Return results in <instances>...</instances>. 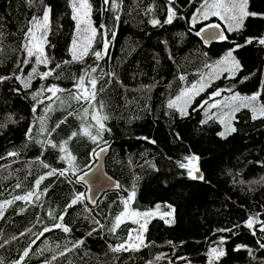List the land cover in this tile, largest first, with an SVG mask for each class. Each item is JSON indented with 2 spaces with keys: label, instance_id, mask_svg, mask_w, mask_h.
<instances>
[{
  "label": "trees",
  "instance_id": "trees-1",
  "mask_svg": "<svg viewBox=\"0 0 264 264\" xmlns=\"http://www.w3.org/2000/svg\"><path fill=\"white\" fill-rule=\"evenodd\" d=\"M201 2L175 0L177 18L165 24L168 0H117L119 8L115 10L104 0H89L98 34L82 62L65 64L71 61L69 50L75 34L70 0H0V76L12 77L0 83V204L33 190L36 179L50 171L41 161L55 169L68 167L60 159L58 148L37 141L51 139L59 144L71 132L80 131L78 115L87 105L72 100L69 93L76 91L79 77L91 67L97 69L92 73L98 78L96 107L108 117L104 123L110 129L103 134L108 148L105 169L119 185L94 207L84 200L69 208L63 223L72 229L70 233L52 227L59 220L51 219L49 212L59 217L75 193H85L83 184L75 181L93 165L92 150H99L86 136H77L68 144L79 167L75 176L69 172L63 177H47L39 189L43 192L47 188V192L39 201L5 204L0 216V264H15L29 246L31 252L23 264H208V250L217 246L223 247L226 255L216 264H264V232L259 224L254 229L245 226L251 216L264 221V118L254 120L248 110H241L233 122L236 131L221 137L220 124L204 119L206 105L200 107L204 101L209 104L224 95L249 96L257 91L262 93L260 103H264V46L254 41L235 51L242 69L234 78L223 75L213 81L192 101L186 116L167 107L169 100L198 79L199 72L206 73V65H214L248 37L264 36V19L249 17L240 32L229 33L219 23L228 40L204 46L196 32L215 20L200 21L192 27L191 17ZM45 5L52 9L49 43L45 46L50 63L47 67L39 65L38 70L55 72L45 80L36 76L25 89L15 75L27 78L37 67L32 59L23 63L27 58L22 47L25 32L33 16L43 15ZM249 11L264 13V0H249ZM152 19L161 24L153 26ZM105 39L109 42L107 53L97 60L92 52L103 53ZM57 64L61 67L56 68ZM52 85L64 90L58 94L59 100L45 99L51 95L48 92L33 100V93L41 86ZM218 89L231 91L209 99ZM40 100L43 103H38ZM49 104L52 110L46 113ZM69 112L74 114L69 116ZM39 117H46L49 130L67 119L48 136L37 135ZM30 127L32 139L26 136ZM9 152L17 155L9 156ZM190 155L200 158L203 181L190 179L187 170L179 167ZM133 188L132 209L144 212L159 204L161 211H170L166 205H171L175 222L169 225L159 217L152 219L144 234L147 247L114 253L109 245L126 241L129 230L136 228L125 221L115 234L108 231L123 209L121 201ZM93 219L104 227L94 224ZM45 227L52 230L40 236ZM93 228L97 231L89 236ZM221 238L225 241L222 245ZM79 240L84 243L66 251ZM238 246L244 247L237 251Z\"/></svg>",
  "mask_w": 264,
  "mask_h": 264
},
{
  "label": "snow or ice",
  "instance_id": "snow-or-ice-1",
  "mask_svg": "<svg viewBox=\"0 0 264 264\" xmlns=\"http://www.w3.org/2000/svg\"><path fill=\"white\" fill-rule=\"evenodd\" d=\"M43 0H41V3ZM111 3V8L113 10L119 8V4L117 0H104V4L108 5ZM168 10H167V18L164 20L163 23L165 24H172L173 21L177 18V11L174 7L175 0H168ZM70 7L72 9V19L75 21V34L72 39V44L70 47V55L71 61H64L65 64L75 62H82L84 58L89 54V51L92 49L93 42L98 34L96 27L93 26V22L91 19L92 13V5L89 3V0H70ZM152 9L149 8L148 11ZM51 7L45 5L44 11L42 16H33L32 19L29 21V27L25 32V43L23 44V50L26 52L27 58L23 61L24 64H28L31 58H35V64L37 67H33L31 73L28 75L27 78H23L20 75H15V79L20 81L23 88L28 89L31 87V81L36 76H39L41 80H45L48 77L52 76L55 72V69H49L48 71L40 72L38 70L39 65H47L50 63V58L46 54L45 46L48 45V35L51 30ZM211 17H217L220 21L224 23L226 26L227 32H240L243 30L245 21L249 17H259L264 19V13H257L253 11H249V0H202L200 3L199 8L196 9V13L193 14L191 17V25L195 27V25L200 21H207ZM116 19H119L117 16ZM151 24L153 26H157L161 24V21L158 19H152ZM105 26L102 24L100 28H104ZM205 42L211 41H226L228 40V36L225 35L224 30L221 28L219 23H209L206 24L203 28L196 32L197 36H202ZM114 35V34H113ZM257 42L259 45L264 46V36L261 37H248L245 39L243 44H235V47L229 49L224 57L218 60L214 66H207L211 67L212 71L208 73V79L205 81L204 76L202 75L201 81H198L197 84H193L191 88L183 89L178 96L174 99L169 100L167 107L169 109H174L176 112L180 114L181 117L186 116L188 114V108L191 107L192 101L195 99L200 92L204 91L205 88L211 85L213 79H219L224 73L228 74V78H234L236 73H238L242 69L241 62L234 56V52L240 48H244L248 45L253 44V42ZM165 43H167L165 41ZM109 42L107 39L104 40V52L101 51H93L92 54L96 57L97 60L102 58L103 54L107 53ZM169 58L171 59V54H169ZM19 67V65H18ZM61 65L57 64L56 68H60ZM23 71V69H21ZM97 71L96 67H91L86 69L84 75H81L78 79L77 84L75 85L76 91L69 93L70 98L77 103L86 104L87 107H84L82 110V114L78 115V118L81 120L80 131H73L71 132L70 136L61 141L59 144L53 142L51 139H47L45 141H37V143L47 144L52 148H58L59 152L62 153L60 156L61 160L67 162L68 167L64 169H55L51 168L50 165L47 163H43L41 161L42 166L44 168H50L45 175L40 176L36 179L34 188L31 191L26 192L23 195H16L13 197L12 200L5 201L4 204H0V216L3 215L4 206L11 205L14 201H24L26 203H32L35 199L36 201L40 200L41 195L47 192V188L40 192V185L41 183L47 178L51 176H67L69 172L73 176L79 171V167L76 163V157L71 153L68 149V144L77 136H86L93 144H96L98 147L97 149L92 150V155L95 157H99L101 154L107 151V142L103 139V134L106 131H110L104 123L108 119L106 115H102L99 110H97V83L98 78L92 76V73ZM104 75L108 76H115V73H106ZM58 78V77H57ZM12 79L11 76H0V83L4 82L5 80ZM181 80H184L185 77L181 76ZM245 80L248 77L244 78ZM87 80V83H86ZM243 82V81H241ZM262 87H264V82H262ZM102 90V89H100ZM16 91H19L17 89ZM64 90L59 88L58 86L52 85L47 88L41 86V88L33 93V100H37L38 97L43 96L45 92L51 93L50 96H46L45 99L51 101L54 97L56 99H60L59 93L63 92ZM222 91H231V89H218L211 94L209 99L214 97L220 96ZM261 92L257 91L256 93L252 94L251 96H240L239 93H236L228 98L225 101V107L229 108L228 112L222 113L220 119V123L225 125V130L218 133L221 137H226V134H231L236 131V128L232 126L231 120L234 119V113L239 111L241 107L248 108L252 112V118H264V103H260ZM238 102V103H237ZM38 103H43L42 100L38 101ZM65 101L61 100V104H64ZM208 104V101H204L200 107H204ZM100 109L103 108V105L100 104ZM210 107L215 108L217 107V103H213ZM51 105L49 104L45 108V112L51 111ZM91 110V111H90ZM33 112L36 111V107L34 106L32 109ZM74 113L69 112L68 115L72 116ZM89 117L90 121L89 122ZM211 118V117H209ZM61 120L57 125L56 128L60 127V124H63L66 121ZM39 130L37 135H44L47 134L51 136L52 132L56 130L53 128L49 130L45 126L46 117H39ZM206 123V121H203ZM32 132L33 129L30 127L26 136L29 139H32ZM147 139V138H144ZM101 142H103L104 146H101ZM155 143V141H151ZM9 156H15L17 153L9 152ZM199 157L196 155H190L184 157V161L180 162L179 167L182 169L187 170V175L192 180H201L203 181L204 175L200 172V168L198 166ZM85 175L77 176L76 183L79 182H86ZM69 183H73L71 177H68ZM17 188L20 187L19 184L16 185ZM119 187V185H117ZM135 188L129 193L127 199H123L121 203L123 204L122 211L117 214L112 221L111 227L108 229L111 233L115 234L117 229L120 228L121 224L125 223L127 220H131L132 223H135L139 226L137 229H130L128 233V238L126 241L120 243L117 246L109 245V248L114 253H119L122 251H137L142 246L147 247L145 244L144 234L148 230V224L151 222L152 219L159 217L164 221L165 224H173L174 220V213L175 209L171 205H166L170 211H161V206L157 204L155 209L148 210L144 212H140L138 210L132 209L130 207L131 203L135 199ZM87 199L92 203H95V200L92 199L90 196H86L85 193H75L70 202L64 209V213L61 214L59 217H56L53 212H49V216L53 220H59L58 223H55L52 227L56 229H61L64 233H70L72 229L63 223L65 215H67V211L69 208H72L74 205L79 203H83V201ZM93 223L99 225L102 229L104 225L100 224L99 220L93 219ZM259 224L260 231L264 232V221H261L256 216H251L245 222V226L248 229H254V226ZM52 229L49 227H45L43 232L39 235L42 236L44 233L51 231ZM30 231V230H29ZM97 228H93L92 232H89L88 235L91 236L93 232H96ZM217 231L221 232H231L232 229H218ZM135 233V235H133ZM255 234V231H253ZM23 235V233L21 234ZM39 238V237H37ZM224 239L221 238L220 244L224 243ZM35 243V241H33ZM84 243L83 240L76 241L72 248L66 249V251H72L73 248H77ZM171 243V242H169ZM2 246V245H0ZM244 246H238L237 251ZM264 247V244L261 245ZM31 246L25 249L18 261L15 264H23V261L26 257L30 255ZM249 254L251 255V250H249ZM59 255H65V252H60ZM226 253L223 247L217 246L212 247L208 250L207 257H208V264H216L217 261L220 260L221 257L225 256ZM162 257H157V260H160ZM53 260L56 259V256L52 257ZM45 264H51L50 261H45ZM152 264V262H149Z\"/></svg>",
  "mask_w": 264,
  "mask_h": 264
},
{
  "label": "water",
  "instance_id": "water-1",
  "mask_svg": "<svg viewBox=\"0 0 264 264\" xmlns=\"http://www.w3.org/2000/svg\"><path fill=\"white\" fill-rule=\"evenodd\" d=\"M198 37L204 46H211L212 44L218 42V41L205 42V40L203 39V34L202 36H198ZM107 155H108V148L107 151L101 154L99 157H95V161L93 165L91 166L90 170L86 172L87 174L85 176L86 182H81L85 188V195L90 196L92 197L93 200H95V203H92L91 201L85 199L87 205L90 207H94L105 193L118 190L117 181L113 179L106 172L105 169V161Z\"/></svg>",
  "mask_w": 264,
  "mask_h": 264
},
{
  "label": "rangeland",
  "instance_id": "rangeland-1",
  "mask_svg": "<svg viewBox=\"0 0 264 264\" xmlns=\"http://www.w3.org/2000/svg\"><path fill=\"white\" fill-rule=\"evenodd\" d=\"M215 20L214 22L215 23H220L221 25H223L225 28H226V26L224 25V23L222 22V21H220L217 17H211L209 20ZM208 21V20H207ZM227 30V29H226ZM33 61H35V58L33 57V58H31ZM34 64H35V62H34ZM215 65V64H214ZM214 65H211V66H214ZM34 66H37L36 64L34 65ZM212 71V68L211 67H208L207 69H206V73L204 72L203 73V71H201V72H199L198 74H197V76H199L198 77V79L197 80H195V82L193 83V84H197V82L198 81H201V77H202V75L204 76V79H205V81L208 79V73H210ZM223 75H227L228 76V74L227 73H224ZM222 75V76H223ZM221 76V77H222ZM216 79H213L212 80V82L213 81H215ZM211 82V83H212ZM193 84H191L190 86H188V87H184L183 89H188V88H191V86L193 85ZM206 89V88H205ZM182 91V90H181ZM203 92V91H202ZM202 92H200V93H202ZM180 94V93H179ZM178 94V95H179ZM232 95H234V94H230V95H224L221 99H218V100H214V101H211L208 105H206L205 107H204V109H203V117H204V119H213V120H215V121H217L219 124H220V126H221V130H220V132H222V131H224L225 130V125L224 124H221L220 123V117H221V115H222V113H224V112H228L229 111V108L228 107H225L224 105H225V101H226V98H228V97H230V96H232ZM252 95V94H251ZM251 95H249V96H251ZM198 96V95H197ZM196 98V97H195ZM213 103H217V107H215V108H212V107H210V105L211 104H213ZM238 103V102H237ZM241 110H248L250 113H251V115H252V112H251V110L250 109H248V108H243V107H241L240 109H239V111H241ZM239 111H236L235 113H234V119H232L231 120V124H232V126H233V122H234V120H235V116H236V114L239 112ZM209 117H211V118H209ZM228 134H226V136H227ZM127 221H129V222H131L132 223V221L131 220H127ZM136 228L135 229H137L138 230V228H139V226L137 225V224H135V223H132ZM133 235H135V233H133Z\"/></svg>",
  "mask_w": 264,
  "mask_h": 264
}]
</instances>
